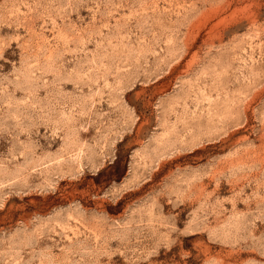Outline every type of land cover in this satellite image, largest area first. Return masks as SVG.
Segmentation results:
<instances>
[{
	"label": "rangeland",
	"instance_id": "374dc122",
	"mask_svg": "<svg viewBox=\"0 0 264 264\" xmlns=\"http://www.w3.org/2000/svg\"><path fill=\"white\" fill-rule=\"evenodd\" d=\"M0 264H264V0H0Z\"/></svg>",
	"mask_w": 264,
	"mask_h": 264
}]
</instances>
